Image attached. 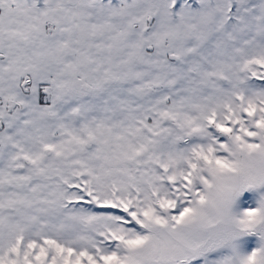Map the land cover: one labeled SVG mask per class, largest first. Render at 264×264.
I'll return each mask as SVG.
<instances>
[{
	"label": "snow or ice",
	"instance_id": "1",
	"mask_svg": "<svg viewBox=\"0 0 264 264\" xmlns=\"http://www.w3.org/2000/svg\"><path fill=\"white\" fill-rule=\"evenodd\" d=\"M0 264H264V0H0Z\"/></svg>",
	"mask_w": 264,
	"mask_h": 264
},
{
	"label": "rangeland",
	"instance_id": "2",
	"mask_svg": "<svg viewBox=\"0 0 264 264\" xmlns=\"http://www.w3.org/2000/svg\"><path fill=\"white\" fill-rule=\"evenodd\" d=\"M251 194L252 192L246 193V195H251ZM244 239H247L250 243H254V241L256 240L255 237H245Z\"/></svg>",
	"mask_w": 264,
	"mask_h": 264
},
{
	"label": "crops",
	"instance_id": "3",
	"mask_svg": "<svg viewBox=\"0 0 264 264\" xmlns=\"http://www.w3.org/2000/svg\"><path fill=\"white\" fill-rule=\"evenodd\" d=\"M244 239V238H243Z\"/></svg>",
	"mask_w": 264,
	"mask_h": 264
}]
</instances>
